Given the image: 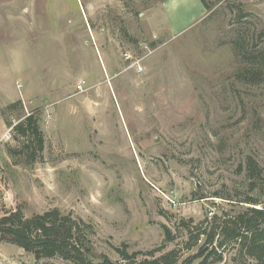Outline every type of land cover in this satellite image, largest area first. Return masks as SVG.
Instances as JSON below:
<instances>
[{"label": "rangeland", "instance_id": "374dc122", "mask_svg": "<svg viewBox=\"0 0 264 264\" xmlns=\"http://www.w3.org/2000/svg\"><path fill=\"white\" fill-rule=\"evenodd\" d=\"M207 2L0 0V217L56 208L93 225L95 260L180 263L205 241L187 249L182 221L264 202V0ZM30 112L45 143L25 164L5 122ZM224 249L214 264L234 263ZM0 256L36 264L5 240Z\"/></svg>", "mask_w": 264, "mask_h": 264}, {"label": "trees", "instance_id": "16d2710c", "mask_svg": "<svg viewBox=\"0 0 264 264\" xmlns=\"http://www.w3.org/2000/svg\"><path fill=\"white\" fill-rule=\"evenodd\" d=\"M200 1L205 9L209 8L207 0ZM18 104H21L20 100L8 107ZM22 116L15 124L8 120L5 122L7 127L11 128L10 134L16 143V146H8L7 151L11 156H19L21 162L31 164L42 157L44 132L36 112ZM247 172L253 179L250 189H256L261 178L260 168L250 160ZM243 202L250 206L234 214L224 211L220 216L215 214L210 221L203 220L193 226L182 221L191 240L186 244L187 249H192L202 236L205 237L204 244L197 254L179 263L178 249H171L152 259H143L138 264H214L223 259L226 247L236 250L233 264H264V202L252 196L245 198ZM205 222H211L209 228L204 226ZM194 229L196 233L192 235ZM94 233L92 224L73 216L71 212L61 213L56 208L30 217L17 208L0 217V240L15 244L25 252L31 253L36 264L43 258L54 257H60L73 264H125L113 261L105 254L95 260L91 240ZM164 233L166 240L172 239L168 228L165 227ZM116 251L123 259L130 260H134L139 254H129L126 244L116 248ZM196 258H199V261L193 263Z\"/></svg>", "mask_w": 264, "mask_h": 264}, {"label": "built area", "instance_id": "2783aa9c", "mask_svg": "<svg viewBox=\"0 0 264 264\" xmlns=\"http://www.w3.org/2000/svg\"><path fill=\"white\" fill-rule=\"evenodd\" d=\"M0 264H6L4 259L0 256Z\"/></svg>", "mask_w": 264, "mask_h": 264}]
</instances>
